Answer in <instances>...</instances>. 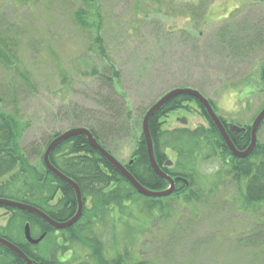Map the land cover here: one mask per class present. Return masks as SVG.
I'll use <instances>...</instances> for the list:
<instances>
[{"label": "rangeland", "instance_id": "obj_1", "mask_svg": "<svg viewBox=\"0 0 264 264\" xmlns=\"http://www.w3.org/2000/svg\"><path fill=\"white\" fill-rule=\"evenodd\" d=\"M158 1L100 0L102 55L96 33L75 24L80 0H30L28 5L22 0H0V32L17 41L14 53L28 77L23 81L0 65L3 109L29 125L23 147L34 142L40 146L44 138L69 131L65 114L71 107L99 111L95 99L102 93L93 74L111 72L113 67L121 74L116 88L131 110L134 132L112 139L107 146L124 165L137 149L148 111L176 89L201 91L227 125L252 128L264 109V40L242 52L240 44L255 41L256 33L264 36V0ZM189 5L199 8L197 17ZM227 33L226 41L235 44L234 49L221 39ZM163 122L166 131L210 127L195 103ZM257 144L264 146V127ZM169 153L177 163V155ZM33 163L42 169L41 160ZM196 165L197 184L205 196L202 202L184 206L171 200L168 217H150L149 222L132 211L133 228L143 222L148 225L138 245L143 258L152 264H264V241H254L256 232L264 228L258 225L264 224L263 216L242 211L240 186L230 177L218 178L223 159ZM176 169L172 165L171 170ZM11 217L0 209V227L6 228ZM110 221L99 228L101 235L109 245L114 238L123 245L128 230L119 225L114 232ZM66 247L71 250L64 254L65 262L84 258L82 248Z\"/></svg>", "mask_w": 264, "mask_h": 264}, {"label": "trees", "instance_id": "obj_2", "mask_svg": "<svg viewBox=\"0 0 264 264\" xmlns=\"http://www.w3.org/2000/svg\"><path fill=\"white\" fill-rule=\"evenodd\" d=\"M22 1L28 5L30 0ZM99 1L80 0L81 6L74 13V20L82 30L96 33L99 52L104 55L103 18L98 6ZM157 3L160 4L161 0ZM188 7L192 16L197 17L199 8L196 5ZM255 36V41L249 40L246 44H240L241 52L246 48L256 47L260 39L264 40L261 32ZM229 37L227 33L221 39L229 48L234 49L235 44L226 41ZM16 42L15 39H6L0 32V65L27 82L28 77L21 71L19 59L14 53ZM93 75L100 85L99 93H102L95 99L99 111L71 107L65 114L69 117L66 121L71 124L70 130L82 128L89 130L98 143L114 156L107 143L134 132L133 116L125 97L116 88L121 74L113 67L111 72L106 70L102 75L96 72ZM199 92L203 95L201 91ZM3 96L4 94L0 93V199L35 207L59 223L73 219L79 209L75 189L51 174L43 160L49 145L64 133H55L48 140L44 138L40 146L34 142L28 148L23 147L21 141L29 130V125L17 114L3 109L6 103ZM209 101L212 103L211 99ZM190 103L198 105L209 120L210 127L208 129L199 127L195 130H163V120ZM70 118H73V121ZM222 122L235 147L240 151L246 150L251 144V129L246 128L244 131L234 133L229 125L223 120ZM263 127L264 123L261 128ZM150 132L156 161L162 171L173 178L184 179L188 185L184 180H179L174 194L165 198L142 196L90 145L85 135H76L59 145L51 154L50 161L58 171L78 185L84 202L81 219L68 229L56 230L35 215L0 205V209L7 210L12 216L6 228L0 227V237L19 246L34 264H152V260L143 258V251L138 249L148 225L143 222L141 223L143 225H136L133 228L132 211L137 210L142 217H147L145 222H149L152 218L168 217L166 214L171 209L168 202L171 200L184 206L202 202L205 196L197 184L199 176L196 163L217 158L223 159L222 170L217 173L218 178L221 176L219 179L223 180L230 177L242 189V211L257 212L264 218V212L260 210L264 208V146L258 144L254 152L244 159L233 156L204 107L190 96H178L167 103L151 119ZM139 140L138 142L137 139V149L131 160L123 165L147 190L166 191L169 183L159 177L152 168L143 133ZM169 152L177 155V163L171 161ZM38 159L42 162V169L33 163ZM172 165L178 169L172 171ZM109 219L114 232H117L119 225L128 230L123 245L118 244L117 238H114L113 245H109L101 235L99 228L104 227ZM28 224L34 238L47 234L43 243L32 246L26 241L25 227ZM21 237L22 240L18 239ZM254 241H264V228L256 232ZM69 244L82 248L84 258L73 263L65 262L63 256L71 250L66 247ZM0 264L25 262L0 245Z\"/></svg>", "mask_w": 264, "mask_h": 264}, {"label": "water", "instance_id": "obj_3", "mask_svg": "<svg viewBox=\"0 0 264 264\" xmlns=\"http://www.w3.org/2000/svg\"><path fill=\"white\" fill-rule=\"evenodd\" d=\"M262 77H263V85H264V67H263ZM178 96L193 97L204 107V110L206 111L210 120L212 121V123L215 125V127L219 131V133H220L221 137L223 138L227 148L230 150V152L233 154V156L240 158V159H244V158L249 157L254 152V150L257 147V139H258L259 130L264 123V109L258 115V117L256 118V120H255V122L251 128L252 139H251L250 146L246 150L240 151L233 144V142L229 136V132L226 129V127L224 126V123L217 116V114L214 111L212 104L210 103V101L205 96H203L199 91L193 90V89H176V90L169 92L163 98H161L148 111V113L146 114L144 121H143V135L145 137V141L147 144V150H148V156H149L150 164H151L152 168L154 169V171L156 172V174L170 184V188L168 190H166L164 192H152V191H149L146 188H144L136 180V178L132 174H130V172L128 171L126 166H124L120 162H118L109 152H107L98 143V141L95 139L94 135L89 130L82 128V129L70 130V131L62 134L61 136H59L57 139H55L47 148V151H46L44 158H43L44 165H45L46 169L51 174H53L55 177H57L59 180H61L65 183L69 184L70 186H72L76 191L79 209H78L77 215L73 219H71L67 222H64V223H59V222H56L55 220H53L52 218H50L46 213H44L43 211H41L35 207L28 206L26 204H22V203H19L16 201L7 200V199H0V205L11 207V208H16L19 210L26 211L32 215H35L38 218H40L42 221L47 223L51 228L56 229V230L68 229V228L72 227L73 225H75L76 223H78V221L82 217L83 210H84V202L82 199L81 191H80V189L76 183H74L72 180L67 178L60 171H58L51 164V161H50V156L53 153V151L59 145H61L63 142H65L66 140H68V139H70L76 135H85L88 138L90 145L105 160H107V162H109L129 182V184L140 195L148 197V198H165V197L171 196L175 192L177 181L184 180V179L172 178L171 176L164 173L162 171V169L160 168V166L158 165V163L156 161V157H155V152H154V142H153L151 132H150V121L156 115V113L159 112L167 103H169L170 101H172L174 98H176ZM182 124L186 125L187 120L186 119L182 120ZM230 129L234 133H238V132L242 131L241 128L236 127V126H232ZM186 184L188 185L187 182H186ZM25 237H26L28 243H30L32 246H38L44 241V239L46 238V234H43L38 239H34L32 237V234H31V227H30V225H27L25 227ZM0 245L4 246L8 250L12 251L17 256H19L25 262V264H34V262L19 248V246H17L15 244H13L12 242L6 240L5 238L0 237Z\"/></svg>", "mask_w": 264, "mask_h": 264}]
</instances>
